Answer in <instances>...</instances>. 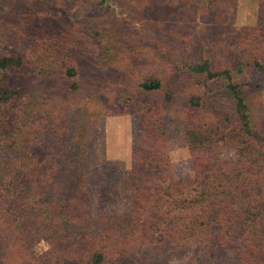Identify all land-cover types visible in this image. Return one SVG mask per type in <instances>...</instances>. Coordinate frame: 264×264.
Masks as SVG:
<instances>
[{"label":"rangeland","instance_id":"obj_1","mask_svg":"<svg viewBox=\"0 0 264 264\" xmlns=\"http://www.w3.org/2000/svg\"><path fill=\"white\" fill-rule=\"evenodd\" d=\"M220 2L218 8L208 0H149L145 6L141 0H113L104 6L99 0H0V54L25 57L23 67L9 70L21 98L33 104L31 110L68 101L80 111L75 122L80 131L72 141L79 147L67 149L65 157L45 160L32 153L0 165V197L26 218L17 233L6 237L0 264H39L50 248L84 261L97 246L106 216L135 211L130 173L134 150L148 152L160 141L168 162L154 182L167 186L174 180L175 186L164 197L167 213L155 236L170 233L184 241L174 247L143 240L128 249L113 245L111 264H194L238 193L257 189L264 195V143L254 166L239 159L233 148L218 164L194 167L186 123H199L200 115L189 109L186 99L199 87L178 82L183 68L161 59L164 54L181 61L184 49L192 57H209L215 68L232 69L236 82L251 90L264 134V72L249 62L252 53L264 52L246 38L248 27L264 26V0ZM97 31L135 34L152 42L158 55L151 48L139 54L130 50L123 52L121 62H101ZM67 68L77 70L74 77L65 75ZM153 71L169 76L171 99L137 85L138 78ZM72 81L79 85L77 91L69 90ZM147 114H153L151 127ZM151 193L149 210L159 211L154 200L160 195ZM178 214L196 225V235L179 228Z\"/></svg>","mask_w":264,"mask_h":264},{"label":"trees","instance_id":"obj_2","mask_svg":"<svg viewBox=\"0 0 264 264\" xmlns=\"http://www.w3.org/2000/svg\"><path fill=\"white\" fill-rule=\"evenodd\" d=\"M111 1L99 0V3L104 6ZM208 1L218 8L221 6V0ZM148 2L141 0L143 6ZM248 29L246 38L250 39L251 44L262 47L264 52V26ZM96 35L103 49L101 62L110 60V63H114L118 59L121 62L124 60L122 57H125L123 52L130 50L137 54L150 48L151 51L156 50H152V42L142 37L141 40L136 39L135 34L127 36L125 33L117 35L114 32L104 34L103 31H97ZM116 36L115 43H110V39ZM180 51L181 61L164 54L161 59L175 68H183L178 82L193 83L199 87L186 99L189 109L200 115L199 123L190 120L186 123L194 167L200 170L208 162L220 163L223 153L233 148L238 152L239 159L256 165L264 134L258 128L248 84L236 82L235 74L229 67H213L209 57H192L184 49ZM112 53L115 55L112 56ZM249 62L258 71L264 72V54L252 53ZM24 64L25 57L21 54H0V165L32 153L45 160L52 156L61 159L65 157L67 149L79 147L78 143H72L73 136L78 133L77 128L80 131L75 126L79 119V106L72 108L67 101L61 105L56 103L54 108L45 103L41 107H46V111L42 108L31 110L33 104H29L27 98H21L9 75L10 69L21 68ZM76 71L75 68H67L65 75L74 77ZM168 77L153 71L138 78L137 85L143 91H159L171 99L173 90ZM68 88L77 91L79 85L72 81ZM144 118L147 125L153 123V114H147ZM164 153L162 141L148 152L134 150V164L130 173L132 191L137 197L135 211L131 215L122 214L119 218L106 216L107 221L103 222V233L97 246L84 261L59 254L50 248L40 256L39 264H111L113 245L128 249L131 243L139 240L158 246L181 245L184 240L174 234L169 233L160 239L155 236L159 219L167 213L163 208L167 202L164 197L172 194L175 186L174 180L167 186L154 182L157 173L166 169L168 161ZM151 190L160 195L154 200L160 203L159 211L149 210L148 204L153 200ZM162 200L164 203H161ZM179 218V228L190 236L196 235V225L187 217L179 215ZM24 220L26 218L19 208L1 196L0 248H4L7 243V236L19 231ZM194 264H264V195L261 191L244 189L235 196L226 209L216 236L203 251L202 258L199 257Z\"/></svg>","mask_w":264,"mask_h":264}]
</instances>
